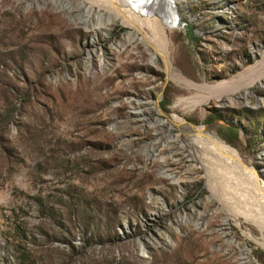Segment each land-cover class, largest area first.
Wrapping results in <instances>:
<instances>
[{
    "label": "rangeland",
    "instance_id": "374dc122",
    "mask_svg": "<svg viewBox=\"0 0 264 264\" xmlns=\"http://www.w3.org/2000/svg\"><path fill=\"white\" fill-rule=\"evenodd\" d=\"M174 1L167 62L203 88L129 12L0 0V264H264V0ZM173 116L222 141L235 217Z\"/></svg>",
    "mask_w": 264,
    "mask_h": 264
},
{
    "label": "bare ground",
    "instance_id": "6f19581e",
    "mask_svg": "<svg viewBox=\"0 0 264 264\" xmlns=\"http://www.w3.org/2000/svg\"><path fill=\"white\" fill-rule=\"evenodd\" d=\"M103 2H105L106 4H109L110 6H113L114 9H116V11H118V13L113 16L110 13H106L104 11H101L100 8H98V7L94 8L89 4H85L83 2V0H80L81 5H83L85 8H87V6H89L88 7L89 10L101 12L103 15H105L108 18V20L110 19L109 20L110 22H111V19L115 20L116 18H121L123 16L122 15L123 12H120V11L129 12L132 14L133 18L140 19V20L146 22V24L148 25V28L150 30V34L147 35L146 37H139L138 39H140L141 41H143L146 44L150 43L151 45H153L154 49L157 51L159 56H161L164 59L165 64H166V66H165L166 79L171 77V78L178 79L184 83H187L190 85H195L198 88L204 87L203 85L195 84L192 81H189L186 78L181 77L177 74H173L170 70L169 64H168L167 59H166L165 41L163 39L164 30H165V28L171 29L172 27L178 26L181 24L179 14L176 11L177 10L176 1H174V0H133L131 3L129 2V5L126 4L125 2H122V0H104ZM156 2H157V5H156ZM170 9L172 11H170ZM98 19L100 20L99 15H98ZM81 20L83 21L85 27L90 26L89 25L90 18L84 17V18H81ZM91 24L95 25L92 22H91ZM108 26L109 25H106V30H109V28H107ZM133 33H134L133 31L127 32L126 33L127 38H128V35H132ZM152 53H151V58L153 60L157 59L158 58L157 55L152 54ZM262 56L264 57V51L262 53ZM205 88H208V89L221 88L222 89L223 87H221L219 85H214V86H208ZM171 123L173 126L180 128L184 134L196 136L194 138L195 140H193L192 142L189 143L190 144V146H189L190 151H191V153H193L195 158H198L201 161V165L204 166V168H205V171H206L205 177H207L206 178L207 179V185L209 186V188L212 192V197L215 198L216 200H218L219 202H222L223 203L222 205L226 204L227 203L226 201H225L226 203H224V199L227 200L226 197L219 193V190L223 191V189L220 186L222 184H224V185L228 184L230 187V184H234V182L232 183L234 178L230 179V177L226 174L227 172H225V170L222 168V161L220 162L215 156H213L211 149H210L211 146L219 148L221 146L222 141L218 137H216V134L214 131L208 130L207 128H203V127L200 128L199 125L187 124V123H185V121L181 120V118L178 116L171 117ZM252 181L255 183L257 182L256 180L254 181L253 179H252ZM236 184H238V183L236 182ZM236 184H234V185L236 186ZM256 184L259 188V184L258 183H256ZM224 185H223V187H225ZM250 197L254 201V197L249 195V198ZM251 202H252V200H251ZM257 202H259L258 198H257ZM227 204H229V203H227ZM223 209H224V211H226V213L228 214L229 217H235L236 215L239 214L236 210L232 209L231 205H224ZM257 210L259 211V209H257ZM255 214H257V213H255ZM258 216H259V213H258ZM245 218L249 219V216H245ZM251 221H254V220L252 219ZM261 225H263V224H261Z\"/></svg>",
    "mask_w": 264,
    "mask_h": 264
},
{
    "label": "trees",
    "instance_id": "16d2710c",
    "mask_svg": "<svg viewBox=\"0 0 264 264\" xmlns=\"http://www.w3.org/2000/svg\"><path fill=\"white\" fill-rule=\"evenodd\" d=\"M230 131H233L234 132V129H233V127H230V128H228ZM236 133V132H235ZM235 133H233V137H236V135L237 134H235ZM221 136H222V138L227 142V143H229V144H231V145H233L234 146V138H229V134L228 133H226V132H223L222 134H221ZM73 212H74V209H73ZM43 214V213H42ZM73 215H74V218H75V214L73 213ZM17 261L20 263V264H26L25 263V259L22 257V255H18L17 256Z\"/></svg>",
    "mask_w": 264,
    "mask_h": 264
},
{
    "label": "water",
    "instance_id": "95a60500",
    "mask_svg": "<svg viewBox=\"0 0 264 264\" xmlns=\"http://www.w3.org/2000/svg\"><path fill=\"white\" fill-rule=\"evenodd\" d=\"M88 7H89V6H87V8H88ZM181 24H182V23H181ZM181 24H180V25H181ZM126 32H127V31H123L122 34H125ZM193 125H194V124H193ZM169 129H170V127H169ZM168 174H171V173H167V175H168ZM171 177H172V175H171ZM207 198H210V197L208 196ZM224 220H226V218H225Z\"/></svg>",
    "mask_w": 264,
    "mask_h": 264
}]
</instances>
